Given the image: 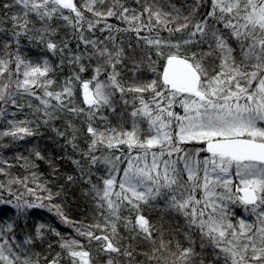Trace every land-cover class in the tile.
<instances>
[{
    "label": "snow or ice",
    "instance_id": "obj_1",
    "mask_svg": "<svg viewBox=\"0 0 264 264\" xmlns=\"http://www.w3.org/2000/svg\"><path fill=\"white\" fill-rule=\"evenodd\" d=\"M2 8L12 38L0 45V140L28 141L50 126L79 156L69 157L78 175L66 180L86 185L97 218L77 226L56 202L61 192L30 187L0 157V264H41L39 253L21 258L8 239L27 228L24 245L46 231L59 237L45 264H264V0H184L186 13L161 0L140 10L121 0H8ZM61 31L70 39L57 41ZM22 38L59 63L29 60ZM28 152L15 157L25 169L46 159L38 145ZM35 208L76 236L30 225ZM156 209L153 221L146 213Z\"/></svg>",
    "mask_w": 264,
    "mask_h": 264
},
{
    "label": "trees",
    "instance_id": "obj_2",
    "mask_svg": "<svg viewBox=\"0 0 264 264\" xmlns=\"http://www.w3.org/2000/svg\"><path fill=\"white\" fill-rule=\"evenodd\" d=\"M8 2V0H0V19L3 18L4 9L2 8L3 3ZM122 3L126 4L129 8H134L137 10L141 9V6L144 4L145 0H121ZM161 3L167 6L168 4H174L177 8H180L181 11L186 10L184 8V0H161ZM12 11H15L13 9ZM109 23L120 25L119 21H116L114 18L109 20ZM121 27L125 25H120ZM11 25L9 23H0V45L5 41L11 39ZM99 36L100 33L97 32ZM162 35L167 36V33H162ZM57 41L62 39H70V36L66 34V31H61L56 37ZM76 42L70 40V46L75 47ZM21 48L24 50L23 55H25L32 62H42L43 59L47 58L52 65L59 63V58L57 56H52L43 51L42 46L37 47L35 44L30 43L27 38L21 39ZM15 51V45L10 49ZM14 69V65H10ZM69 74V69L64 67L62 70L56 71L55 75L58 79L63 80ZM84 78L87 79L90 77V73L83 74ZM29 115L30 114L26 113ZM25 114L17 113L15 118L23 119ZM8 118H13L9 114ZM113 122H116V118L113 117ZM4 119H0V126L5 124ZM63 122H57L56 126L62 127ZM35 127V126H33ZM39 134L35 137L29 138L28 141L23 142H12L10 138H3L0 140V145H7V147L0 146V157L8 160L13 167L11 168V175L16 177H28L29 186L35 188L37 184H47V187L53 192H61L59 197H56L57 203H62L64 212L67 214L69 220L75 222L77 226L84 225L87 226L95 222L97 214L93 210V205L90 202L89 198L84 195L86 185L83 182L76 184H69L66 180L68 175L77 176L78 172L75 171V166L71 163L69 157L71 156L74 159H79L78 155L73 154L71 148H62L63 140L56 137L55 133L51 131V127H41L38 129ZM33 145H38L42 150L43 155L46 157L43 161H38V166L34 169H25L20 166L22 162H17L15 157L17 155L28 156V149ZM83 146V145H82ZM48 161H51L52 164L57 169L53 172L52 167L49 166ZM35 172L38 179L36 181L32 180L31 172ZM0 181H5V178L0 176ZM13 191L23 192V187L14 186ZM7 195V192L4 193ZM42 195H47V193H42ZM39 203V201H37ZM47 203V202H46ZM5 215H8L7 210L4 212ZM150 215L153 221H158L160 219V212L158 209L152 210ZM165 227H175L176 221L172 220L171 217L165 216ZM30 225H39L45 224L54 227L59 231L63 236L72 238L76 236L75 228L70 227L62 223L53 212H49L47 208H35L32 210V219L28 221ZM33 231L32 228L27 229H15L14 233L8 234V239L12 244L14 251L19 253L21 258L24 256L36 258V254L39 253V259L41 264H45L44 257L47 256L51 259L56 252L60 251L57 241L59 237L54 234H49L45 232V237L43 241H36L34 245H24V239ZM82 239V238H80ZM124 243H128L127 240ZM52 245V249H49L48 245ZM21 245V246H17ZM147 251V249H144ZM139 260L143 261L145 257L143 255L138 257ZM62 264H68L67 259L62 261Z\"/></svg>",
    "mask_w": 264,
    "mask_h": 264
}]
</instances>
